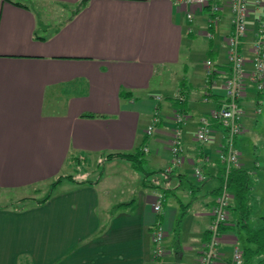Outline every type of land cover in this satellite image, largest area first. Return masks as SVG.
Wrapping results in <instances>:
<instances>
[{
	"label": "crops",
	"instance_id": "obj_1",
	"mask_svg": "<svg viewBox=\"0 0 264 264\" xmlns=\"http://www.w3.org/2000/svg\"><path fill=\"white\" fill-rule=\"evenodd\" d=\"M250 10L239 47L248 70L263 0H250ZM233 32L230 0H0V264H153L156 224L164 264H197L226 173V130L213 115L226 101ZM241 108L238 169L256 231L264 228V92L249 88ZM203 122L206 145L196 140ZM141 148L143 172L108 158ZM9 194L17 197L2 204ZM231 205L214 264H233L235 247L255 250L234 196Z\"/></svg>",
	"mask_w": 264,
	"mask_h": 264
},
{
	"label": "built area",
	"instance_id": "obj_2",
	"mask_svg": "<svg viewBox=\"0 0 264 264\" xmlns=\"http://www.w3.org/2000/svg\"><path fill=\"white\" fill-rule=\"evenodd\" d=\"M216 0H175L178 6H204L214 3ZM232 12V24L234 32L228 38V62L231 68V75L225 81L226 101L219 111L214 113V118L226 130V144L220 151V160L226 168L225 179L223 180L220 194L215 200L212 209V220L208 226L209 240L200 254L197 264H214L221 245V229L230 221V207L233 195L229 188V174L232 169L240 168V151L237 147V138L243 133L244 112L241 102L249 88H255L257 93L264 91V30H259L252 47L253 69L248 70L246 59L240 52V44L247 36L248 19L250 16V0H230ZM215 10V6L213 7ZM188 20L193 21L192 13L188 14ZM207 75L211 76L214 66L211 61L206 63ZM259 101L258 105H261ZM260 112V110H258ZM182 121V119H178ZM153 128L149 129V134ZM181 131L177 129L172 141V161L176 165H182ZM196 140L206 145L210 142V127L203 122L196 134ZM195 178L199 181L206 179L201 169L195 170ZM162 203L158 200L154 205L156 213L161 212ZM153 264H164L165 254V230L162 224H156L153 228ZM233 264H244L243 252L239 247L234 248Z\"/></svg>",
	"mask_w": 264,
	"mask_h": 264
},
{
	"label": "trees",
	"instance_id": "obj_3",
	"mask_svg": "<svg viewBox=\"0 0 264 264\" xmlns=\"http://www.w3.org/2000/svg\"><path fill=\"white\" fill-rule=\"evenodd\" d=\"M258 106H261V105H258ZM258 110H260L261 112V108H258ZM144 156H145V151L143 150V148H141L135 154H115V155H109L108 158L118 157V158L124 159L128 161L136 171L143 172L144 163H145ZM67 179L72 180L73 178L68 177ZM62 180L63 178H60L59 180H57L53 184V187H56L58 183L62 182ZM248 184H249V179L243 172H241L239 169H232L229 175V188L233 192V196H234L237 209L240 210L242 215L243 214L245 215L244 218L242 216L240 221H241V224H243L242 227L248 229L247 240L251 244H253L255 247V250L249 249L243 252L244 264H264V228L253 231L250 229L249 224H248L249 223L248 221L251 216V205H248V203L246 204L248 200V195L246 194L249 189ZM53 187L50 189L49 195L44 200L38 202L39 204H44L50 199L52 195Z\"/></svg>",
	"mask_w": 264,
	"mask_h": 264
},
{
	"label": "rangeland",
	"instance_id": "obj_4",
	"mask_svg": "<svg viewBox=\"0 0 264 264\" xmlns=\"http://www.w3.org/2000/svg\"><path fill=\"white\" fill-rule=\"evenodd\" d=\"M80 173H81V171H80ZM87 173H88V172H87ZM87 173H85V174H82V173H81V174H80L81 176H79V177H83V176H85ZM89 173H90V172H89ZM86 177H89V175H87ZM81 179H83V178H81ZM43 188H44V189H43ZM43 188H41V189L45 191V187H43ZM43 194H44V192H43V193H39V194H37V195L34 194V196H35V197H42ZM16 197H17V194L4 195V197L2 198V204L7 205V204H9V202H10L11 200H14Z\"/></svg>",
	"mask_w": 264,
	"mask_h": 264
}]
</instances>
